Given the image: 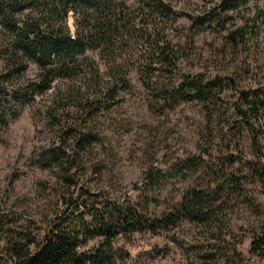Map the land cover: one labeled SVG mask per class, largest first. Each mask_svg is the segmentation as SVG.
<instances>
[{
  "label": "trees",
  "instance_id": "1",
  "mask_svg": "<svg viewBox=\"0 0 264 264\" xmlns=\"http://www.w3.org/2000/svg\"><path fill=\"white\" fill-rule=\"evenodd\" d=\"M175 15L162 0H0L1 128L7 129L25 106L38 100L55 126L67 114L92 117L118 104L131 89L133 76L145 89H160L167 78L164 70L172 73L179 56L155 29ZM178 86L182 94L205 103L209 123L212 109L224 103V87L216 79L184 76ZM253 94L232 103L234 114L247 126L248 116L264 120V88ZM235 127L227 131L233 137ZM82 135L87 138L89 132ZM63 147L55 146L54 155L63 156ZM224 153L219 156L209 146L168 170L152 168L139 185L116 198L84 196L82 187L64 176L70 190L69 198L62 199L64 209L46 219L43 230L5 242V255L10 264H116L118 237L157 234L183 222L211 227L222 247L234 231L224 215L228 201L259 209L246 187H259L264 194V155L256 152L248 158L232 143ZM2 226L1 219L0 232ZM94 239H100L98 244L89 246ZM172 242L188 250L179 236L173 235ZM242 244L236 239L231 246L240 260ZM248 248V256L264 260V230L253 231ZM219 256L227 251L220 249Z\"/></svg>",
  "mask_w": 264,
  "mask_h": 264
},
{
  "label": "rangeland",
  "instance_id": "2",
  "mask_svg": "<svg viewBox=\"0 0 264 264\" xmlns=\"http://www.w3.org/2000/svg\"><path fill=\"white\" fill-rule=\"evenodd\" d=\"M162 1L176 15L167 25L154 23L155 32L170 42L179 59L172 73L164 70L167 78L160 89H145L133 76L131 89L122 93L118 104L92 117L67 114L55 126L38 100L25 106L7 129L0 126V264H10L5 242L43 230L46 219L64 209L62 199L70 193L64 176L82 187L84 196L116 198L139 185L152 168L168 170L209 146L219 156L229 143L248 158L256 152L264 155V120L248 116L247 126L232 109L234 101L251 99L264 88V0L239 4L231 0ZM33 72L31 66L28 74ZM192 75L216 79L224 87V103L212 109L210 123L205 103L182 94L178 86L182 77ZM232 124L235 137L227 132ZM84 131L89 132L87 138H83ZM60 143L64 145L61 157L53 149ZM49 161L54 165L49 166ZM246 189L259 209H245L229 198L224 215L234 231L222 247L211 227L183 222L177 229L157 234L145 231L118 237L115 263L263 264L264 260L248 256V244L253 231L264 230V194L252 185ZM173 235L188 250L174 244ZM236 239L243 241L238 248L241 260L231 253ZM220 249L227 256H219Z\"/></svg>",
  "mask_w": 264,
  "mask_h": 264
}]
</instances>
